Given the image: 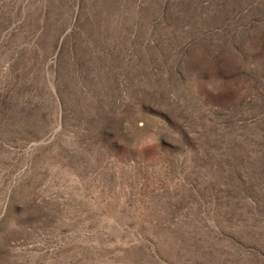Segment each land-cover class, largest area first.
<instances>
[{"label": "rangeland", "instance_id": "1", "mask_svg": "<svg viewBox=\"0 0 264 264\" xmlns=\"http://www.w3.org/2000/svg\"><path fill=\"white\" fill-rule=\"evenodd\" d=\"M0 264H264V0H0Z\"/></svg>", "mask_w": 264, "mask_h": 264}]
</instances>
